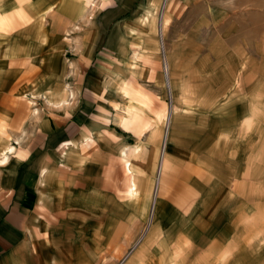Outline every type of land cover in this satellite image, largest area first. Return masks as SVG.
Segmentation results:
<instances>
[{
  "label": "crops",
  "instance_id": "crops-1",
  "mask_svg": "<svg viewBox=\"0 0 264 264\" xmlns=\"http://www.w3.org/2000/svg\"><path fill=\"white\" fill-rule=\"evenodd\" d=\"M185 7L0 0V264H170L264 202L243 98L204 132L171 116L163 51Z\"/></svg>",
  "mask_w": 264,
  "mask_h": 264
},
{
  "label": "rangeland",
  "instance_id": "rangeland-1",
  "mask_svg": "<svg viewBox=\"0 0 264 264\" xmlns=\"http://www.w3.org/2000/svg\"><path fill=\"white\" fill-rule=\"evenodd\" d=\"M182 2L168 58L163 51L171 116L204 132L234 108L227 98L240 97L246 115L261 116L264 131V0ZM258 206L211 245L168 248L164 256L170 264H264V202Z\"/></svg>",
  "mask_w": 264,
  "mask_h": 264
}]
</instances>
